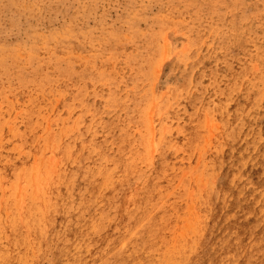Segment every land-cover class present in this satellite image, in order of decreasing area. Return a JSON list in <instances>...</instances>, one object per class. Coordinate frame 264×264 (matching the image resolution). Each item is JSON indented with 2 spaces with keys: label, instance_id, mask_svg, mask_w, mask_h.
Segmentation results:
<instances>
[{
  "label": "rangeland",
  "instance_id": "1",
  "mask_svg": "<svg viewBox=\"0 0 264 264\" xmlns=\"http://www.w3.org/2000/svg\"><path fill=\"white\" fill-rule=\"evenodd\" d=\"M262 146L264 0H0V264H243ZM85 161L98 200L57 259L33 233L60 227Z\"/></svg>",
  "mask_w": 264,
  "mask_h": 264
},
{
  "label": "bare ground",
  "instance_id": "2",
  "mask_svg": "<svg viewBox=\"0 0 264 264\" xmlns=\"http://www.w3.org/2000/svg\"><path fill=\"white\" fill-rule=\"evenodd\" d=\"M237 86H239V84L237 85ZM215 93V92H214ZM208 108H209V106H208ZM223 123V122H222ZM244 132H245V129L244 130H241V129H237V131H235L233 134H232V136H231V141H232V143L237 139V138H241L242 137V135L244 134ZM252 135L253 136H255V137H257V134L255 133V132H253L252 133ZM225 137H226V135H225ZM246 137V136H245ZM252 139V138H251ZM257 140H259V139H257ZM90 150V149H89ZM248 150V149H247ZM246 154H245V148H244V150H242V151H240V152H238L237 153V156H238V160H240V159H242L243 158V156H245ZM259 155L260 156H264V146H262L260 149H259ZM102 158V157H101ZM110 158V157H109ZM97 161V160H96ZM242 161V160H241ZM243 163V162H242ZM231 164V163H230ZM244 164V163H243ZM87 168H88V161H85L84 162V165L83 166H81L80 167V169H79V171H78V173H77V175L76 176H74V181H73V183L74 182H76V183H80L81 185H82V187L80 188V189H77L76 191H74L73 192V194L71 195V198H70V201L68 202V204L66 205L67 207H66V209L64 210V212H63V220H62V222H61V225H60V227L58 228V229H55V228H45L44 230H43V232H42V236H39L40 234H41V231H37L36 233H33V235L35 234L36 236H37V238H34V240H35V243L36 244H39V245H43L45 248H47V249H50V250H53V249H55V251H56V255L58 256L57 257V259H59L60 258V256H61V254L64 252V250L66 249H71V248H75V246H77V243L79 244V243H81L82 242V239H83V233H81V232H79L78 231V228H79V226H80V223L81 224H85V223H87L88 222V219H89V217H90V214H89V206L91 207L92 206V203H91V201H97L98 199L96 198V194H95V192H94V189H93V185H92V183H91V180H90V176H89V174H88V171H87ZM219 171V170H218ZM232 173V172H231ZM93 174V173H92ZM235 175V174H234ZM233 175V176H234ZM236 175H237V173H236ZM233 176H231V181H232V179H233ZM239 177H242V176H239ZM73 178V177H72ZM250 180V179H249ZM70 182H71V180H70ZM72 183V182H71ZM73 183H72V185H73ZM239 188V187H238ZM100 189V188H99ZM257 189H259V188H257ZM209 190V189H208ZM212 190H213V188H212ZM211 190V191H212ZM254 191H256V190H254ZM241 192V191H240ZM262 192V191H261ZM199 193V192H198ZM239 193V192H238ZM253 193V192H252ZM240 194V193H239ZM261 195V194H260ZM259 195V196H260ZM200 196V195H199ZM116 198H117V194L116 193H113V194H109L108 195V200H105L104 199V196H102V198H101V201H105V206L106 207H111V201H115L116 200ZM203 198V197H202ZM201 198V199H202ZM258 199V198H257ZM80 201H90V202H86V204L88 205V207H85L84 205L82 206V203L80 202ZM35 202V201H34ZM207 202V201H206ZM35 204H37V203H35ZM97 204H99V203H97ZM118 204V203H117ZM199 204V203H198ZM255 204H256V202H255ZM38 205V204H37ZM204 205V204H203ZM39 206H41V205H39ZM39 208V207H38ZM41 209V208H40ZM88 209V210H87ZM36 210V209H35ZM33 211V210H32ZM40 211V210H39ZM38 211V212H39ZM43 212V211H42ZM31 213V212H30ZM33 213H34V211H33ZM41 214H43V213H41ZM85 215H87V217H88V219H84V221L83 222H81V220H82V218L85 216ZM43 216H44V214H43ZM40 216H38V218H39ZM49 217V216H48ZM205 217H206V215H205ZM41 218H43V217H41ZM47 218V217H46ZM45 218V219H46ZM53 219H56V216L54 215L53 217H52ZM40 219V218H39ZM43 220V219H42ZM41 220V221H42ZM47 220V219H46ZM144 220V219H143ZM146 220H148V218L147 219H145L144 221H146ZM206 220H207V218H206ZM201 221V220H200ZM18 222V221H17ZM141 222V221H140ZM143 222V221H142ZM141 222V223H142ZM254 222V221H253ZM253 222H250L249 224H248V228L249 229H251V230H255V223H253ZM41 223V222H40ZM107 223V222H106ZM13 224V226H14V223H12ZM16 224V223H15ZM24 224H26L25 222H24ZM32 224V223H31ZM75 224V225H74ZM89 224H91V223H89ZM201 224H204V223H201ZM33 225V224H32ZM27 226H29V225H27ZM34 226V225H33ZM32 226V227H33ZM141 226V225H140ZM32 227H29V229L30 228H32ZM92 227V226H91ZM100 227H101V224H100ZM100 227H98V229H97V231L100 229ZM137 227V226H136ZM138 227H139V225H138ZM141 227H143V226H141ZM96 228V227H95ZM94 228V229H95ZM124 229V228H123ZM195 229H197V227L195 228ZM28 230V229H27ZM88 230V229H87ZM126 230H127V228H126ZM134 231H136L135 229H133ZM202 230V229H201ZM195 233H196V231L195 230H193ZM129 232V231H128ZM217 233V229H214V228H208L206 231H205V233L203 234V236H202V238H201V243H203V240H204V238H205V236L207 235V234H209L211 237H213L215 234ZM25 234L27 235V233L25 232ZM149 234V233H148ZM247 234H249V236H254V239H255V244L257 245V247H253V249L252 250H250V251H248L247 252V256H245L244 257V260H243V264H264V258H260V257H258L257 255H256V253H258V252H264V233H261L260 231H257V232H255V235H253L252 233H247ZM201 235V234H200ZM24 236V235H23ZM135 236H136V234H135ZM195 236V235H194ZM32 237V236H31ZM30 237V238H31ZM189 237V236H188ZM24 238L25 237H23L22 239L24 240ZM28 238V237H27ZM191 238V237H190ZM189 238V239H190ZM194 237H192V239H193ZM197 238V237H196ZM22 239H20V241L19 242H17V241H14L13 243L15 244V245H18V244H21L22 242H23V240ZM108 239H111V240H113L114 242L116 241V239L115 238H108ZM128 239V238H127ZM185 239V238H184ZM30 240H32V239H30ZM31 242H34V241H31ZM182 242V241H181ZM194 242V241H193ZM29 243V242H28ZM217 241H216V243H215V245H217ZM96 244H97V240L95 239V240H93V249H94V247L96 246ZM142 244V243H141ZM188 244H189V242H188ZM190 244H191V242H190ZM192 244H194V243H192ZM27 245V244H26ZM31 245H34V244H32L31 243ZM90 245V244H89ZM182 245V244H181ZM196 245V244H195ZM14 246V245H13ZM29 246H30V244H29ZM143 246V245H142ZM172 246V245H171ZM180 246V245H179ZM183 246V245H182ZM227 246H230V248H232V249H234V247H232L231 245H230V243H228L227 244ZM20 247V246H19ZM27 247V246H26ZM28 248V247H27ZM26 248V249H27ZM34 248H35V246H34ZM164 248H165V246H164ZM172 248V247H171ZM184 248H186V247H184ZM183 248V249H184ZM13 249V248H12ZM76 249V248H75ZM74 249V250H75ZM117 249H119V248H117ZM116 249V250H117ZM134 249V248H133ZM133 249H132V251H133ZM153 249H155V248H153ZM152 249V250H153ZM177 249V248H176ZM175 249V250H176ZM183 249H182V251H183ZM189 249V248H188ZM194 249V248H193ZM193 249H192V251H193ZM112 250V248L110 249V250H108V251H105V252H97V253H95L92 257H90V260H91V262L92 263H94V264H122L120 261H118V259L116 258L114 261H111L109 258H107V255L108 254H111L113 251H111ZM113 250H115V249H113ZM136 250V249H135ZM147 250V249H146ZM163 250V249H162ZM169 250V249H168ZM168 250H166V251H168ZM171 250H173V249H171ZM191 250V249H190ZM31 252H32V250H30ZM93 251V250H92ZM111 251V252H110ZM166 251L164 252V253H166ZM179 251V250H178ZM24 252V251H23ZM128 252V251H127ZM149 252V251H148ZM147 252V253H148ZM32 253H34V252H32ZM135 253V252H134ZM153 253V252H152ZM163 253V252H162ZM172 253V252H171ZM179 253V252H178ZM224 253V251L222 252V254ZM79 254V253H78ZM167 254V253H166ZM170 254V253H169ZM169 254H167V255H169ZM173 254V253H172ZM183 254V253H182ZM186 254V253H185ZM188 254H190V253H188ZM221 254V256H220V260H222L223 259V255ZM236 254V252L234 253V255ZM25 255V254H24ZM23 255V256H24ZM32 255V254H31ZM176 255V254H175ZM179 255V254H178ZM21 256V255H20ZM116 256H118V255H116ZM151 256V255H150ZM174 255H172V257H173ZM180 256V255H179ZM188 256V255H187ZM25 257H26V255H25ZM39 257L40 258H42V257H46V256H44V255H39ZM74 257V256H73ZM163 257H164V255H163ZM162 257V258H163ZM166 258V260H167V256H165ZM232 257V256H231ZM29 258V257H28ZM30 258H32V257H30ZM29 258V259H30ZM149 258V257H148ZM233 258V257H232ZM235 258H236V256H235ZM18 259H20L19 257H18ZM23 259H25L24 257H23ZM22 259V260H23ZM26 259H27V257H26ZM170 259H171V254H170ZM14 260H15V258H14ZM161 261L163 260V259H160ZM178 260V259H177ZM177 260H176V263H177ZM186 260V259H185ZM5 261V260H4ZM27 261V260H26ZM169 261V260H168ZM18 262V261H17ZM29 262V261H28ZM28 262L27 263H25V264H28ZM153 261H151V263H152ZM163 262H165V261H163ZM167 262V261H166ZM172 262H174V260H172V261H170V263H172ZM31 263V262H30ZM180 263H182V262H179V264ZM48 264H54V263H48ZM131 264H133L132 262H131ZM157 264V263H156ZM159 264V263H158ZM166 264H168V263H166ZM183 264H184V262H183ZM227 264H232V263H227Z\"/></svg>",
  "mask_w": 264,
  "mask_h": 264
}]
</instances>
